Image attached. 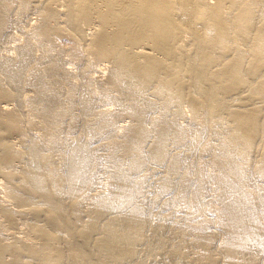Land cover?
<instances>
[{
  "label": "bare ground",
  "instance_id": "obj_1",
  "mask_svg": "<svg viewBox=\"0 0 264 264\" xmlns=\"http://www.w3.org/2000/svg\"><path fill=\"white\" fill-rule=\"evenodd\" d=\"M0 264H264V0H0Z\"/></svg>",
  "mask_w": 264,
  "mask_h": 264
},
{
  "label": "rangeland",
  "instance_id": "obj_2",
  "mask_svg": "<svg viewBox=\"0 0 264 264\" xmlns=\"http://www.w3.org/2000/svg\"><path fill=\"white\" fill-rule=\"evenodd\" d=\"M18 26H19V25H18ZM14 28L16 29L17 26H16V27H15V26H12V27H11V32H12V31H15V32H18V33L20 32V31H18V30H19L18 28H17L18 30H17V29H16V30H12V29H14ZM15 32H12V33L15 34ZM18 33H16L15 35H17ZM14 37H15V36H14ZM11 38H12V37H11ZM12 39H14V38H12ZM9 44H10V43H9ZM10 53H11V52H10ZM12 54L15 56V54H14L13 52H12Z\"/></svg>",
  "mask_w": 264,
  "mask_h": 264
}]
</instances>
